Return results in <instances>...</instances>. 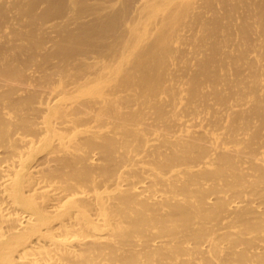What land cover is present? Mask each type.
Returning <instances> with one entry per match:
<instances>
[{"label":"bare ground","instance_id":"1","mask_svg":"<svg viewBox=\"0 0 264 264\" xmlns=\"http://www.w3.org/2000/svg\"><path fill=\"white\" fill-rule=\"evenodd\" d=\"M0 264H264V0H0Z\"/></svg>","mask_w":264,"mask_h":264}]
</instances>
